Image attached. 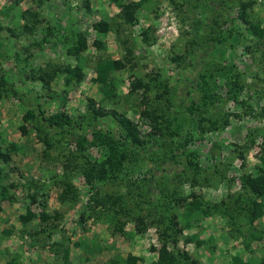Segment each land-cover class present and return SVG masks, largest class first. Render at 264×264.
<instances>
[{
	"label": "rangeland",
	"instance_id": "obj_1",
	"mask_svg": "<svg viewBox=\"0 0 264 264\" xmlns=\"http://www.w3.org/2000/svg\"><path fill=\"white\" fill-rule=\"evenodd\" d=\"M242 1L252 2L245 9L249 14L246 18L264 27V0H150L130 23L116 16L119 7L115 0H0V77L6 84L0 93V264L14 257L19 264H64L63 253L55 254L51 249L55 241L68 247L70 264H107L127 254L141 257L138 264L156 259L157 252L151 247H160L162 226L152 224L138 233L135 221L129 220L124 227L132 235H122L113 231L111 220L91 216L87 204L90 194L130 195L121 180L98 182L93 188L84 182L80 168L103 154L102 149L88 143L84 149L76 148L71 137L80 132L89 135L92 130H101L139 149L140 161L133 165L137 172L131 178L146 182L144 195L151 199L157 195V183L167 176L176 193H195L209 205L223 200L236 212L238 196L247 202L242 176L255 171L264 155V40L260 42L247 28L249 24L238 17ZM108 19L121 23L117 30H95V21ZM224 30L238 46L232 57L228 52L223 54L210 37L221 39ZM83 38L87 47L77 57L72 51ZM99 57L125 62L112 73L116 97L106 100L105 108L124 112L131 119L137 135L148 139L144 148L125 139L112 113L96 119L92 115L101 98L94 81V64ZM221 60L233 63L241 74L239 96L237 100L226 99L228 83L217 75L219 83L212 91L218 100L206 107L198 86L201 73L210 77L212 65ZM77 66L82 71L81 80L74 76ZM40 69L51 78L41 80L44 72ZM133 82L140 85L128 98ZM144 107L178 115L181 133H189L192 140L179 149L170 144L167 155H155L160 148L150 135H156L148 119L139 115ZM29 108L36 110L35 119L24 122L23 113ZM51 112L73 117V132L68 135L67 127L61 130L48 125L44 118ZM21 125H25V133ZM161 127L166 140L167 128L164 123ZM43 138L53 141L52 146ZM193 151L199 156L198 171L187 167ZM62 179L72 183L77 201L58 200ZM132 181L126 182L130 185ZM121 204L116 210L134 207L126 198ZM26 213L32 218L24 226L20 215ZM42 213H58V220L52 222L57 226L29 236L28 229L44 225ZM139 213L151 217L155 207L146 203ZM110 217L125 218L111 211ZM245 222L242 219L238 224L243 233L252 227ZM200 225L201 229L184 233L199 230L206 239L201 247L195 248L183 238L177 244L200 263L226 264L233 254H248L243 248L245 238L225 241L232 224L221 215H213ZM254 225L264 228V215ZM5 230L11 234L5 235ZM263 243L264 239L252 245L254 256L262 254Z\"/></svg>",
	"mask_w": 264,
	"mask_h": 264
},
{
	"label": "trees",
	"instance_id": "obj_2",
	"mask_svg": "<svg viewBox=\"0 0 264 264\" xmlns=\"http://www.w3.org/2000/svg\"><path fill=\"white\" fill-rule=\"evenodd\" d=\"M149 1L150 0H130L122 2L120 0H115L119 7V12L116 16L120 18L122 22L130 23L136 19L138 10ZM239 3L241 9L238 10V17L246 24L248 23L249 25L247 28L254 34V36L259 38L260 42H263L264 27H261L259 21L254 23L247 19L249 14L245 9L247 6H250L252 2L248 1V3H245L242 1ZM119 24L121 23H118L115 19L98 20L93 23V27L95 30L102 33L110 30H117L116 25ZM1 30L2 28L0 27V31ZM226 32L227 30H224V33L222 31L221 39H216V37L213 36L210 37L218 42L219 49L223 54L224 52H228V56L232 57L233 51H235L238 46L233 43L232 40L233 44L230 42V35L228 32L226 34ZM241 39H243L242 36ZM216 41L215 43H217ZM96 44H99V42ZM86 47V41L83 38L74 47L72 52L78 57ZM127 50H129L128 47ZM262 57L264 58V50L262 51ZM28 58L29 56L27 55L25 59L27 60ZM214 63L215 65L213 64L211 67L210 77L204 72L201 73L202 79L201 83L198 85L202 90L201 103L206 107L213 104L215 100H218L219 96L216 92L212 91L219 83V81L215 79V76L217 75L221 77L220 81L225 79L228 83L226 99L237 100L239 96L241 74L238 73L235 65L233 63H225V65L222 60ZM124 66L125 62L121 58L112 59L99 57L95 61L94 81L98 85V91L101 93V98L99 99L97 108H93L94 112L92 115L96 119L97 116L112 113L117 117L119 125L123 128L125 139L133 144L140 145V148H144L148 139L143 140L137 135L136 125L131 119L126 117L124 112L118 114L117 111L113 109L108 110L105 108V101L108 99L113 100L116 97L114 91L115 82L112 73L114 70L121 69ZM40 70L44 72L43 76H40L41 80L46 81V79L48 80L51 78L50 73L44 71L45 69ZM73 72L77 80L82 79V71L79 66L74 67ZM139 85L140 83H132L131 89L127 94L128 98L133 96V90L138 88ZM4 87H6V84L3 77H0V93L1 89ZM39 113L43 114V110L39 111ZM139 115L148 119L152 132L156 135L155 137L150 135V139L159 144L160 149L159 151L154 152L155 155H162V153L167 155V152L170 150L168 147L170 144H173L174 148L179 149L185 143L188 144L192 140V136L189 135V133H186L185 135L181 133V122L178 121V115H168L165 111L160 112L159 109L146 107L140 111ZM35 116L36 110L34 108H29L23 113L22 119L24 122H28L29 120L35 119ZM44 119L48 125L60 128L61 130L67 127L68 135L73 132V126L76 124V120L73 119V117H70L63 112H51ZM162 123L165 124V128H167L166 130L168 131L166 132V140L162 139L164 136L162 133L163 128L161 127ZM20 129L24 133L26 132L25 125H21ZM42 140L48 147L52 146L51 143H53V141L51 142L44 138ZM71 140L78 149H84V143L102 149L103 155L99 160L86 161L80 168L84 182L87 185H90V187L93 188L94 184H98V182L117 179L127 185V194L130 195L126 196L117 193L112 197V193H105L103 195H99V193L90 194L87 204L92 210V217L96 219L103 218L105 221L111 220V222L114 223L113 231L115 230L122 235H132V233L125 231L124 227L129 220L135 221V232L138 233H144L152 224L162 226V230L158 232L161 240L160 247L158 249L151 247V250H156L157 257L145 264H202L188 251L179 249L177 244L180 239L183 238L186 243H193L195 248L201 247L206 242V239L201 238L199 230H195L191 233H184V231H190L197 227L201 229L202 226L200 224L207 218L216 214L221 215L226 222L232 224L227 232V236H225L226 242L230 241L229 239L231 238L237 240L240 237L245 238L246 240L243 241V248L248 254H233L230 256V260L226 264H264V243L262 244V254L257 256H254V249L252 246L254 243L258 244L264 239L263 225H254V222L264 215V155L260 156L261 164L255 167V171L243 174L241 184L243 191L247 194V202L241 201L238 196L240 203H237L238 211L236 210L235 212L233 209L234 207L228 205L227 202L223 200L219 203L209 205L201 199V196H198L195 193H190V196L179 195L176 193V187L169 183V178L167 176L163 177L157 183V195L153 199L149 198V195L145 196L144 189L146 182H134L131 178V176L137 172L133 165L140 161L139 149H133L132 144H129L128 142L124 143L116 140L111 133H105L101 130H92L89 135H85L83 132H80L78 136L71 137ZM180 140L183 142L181 143ZM154 154L152 153L151 158H153ZM3 157L4 159H7L8 155L3 154ZM197 157L199 156L197 155ZM197 157L196 152H191L187 160V167L197 171L200 170L201 166ZM126 181H132L134 183L129 185ZM61 184L62 187L58 194V200L61 202L77 201L78 196L74 194L72 183L62 179ZM123 198L132 201L134 207L131 208V210L130 207L127 206H124V208L120 207V210H116V205H120ZM146 203L155 207V213L153 215L151 214V217L147 215H145V217L139 213L143 205ZM101 205L104 206L102 209L100 207ZM121 206L123 205L121 204ZM138 208L139 211L136 213ZM110 211L116 216L123 214L125 218L122 220L117 217L112 219V217H110ZM148 212L151 213L149 209ZM31 218L32 215H30V213L20 215L21 223L24 226H27ZM40 218L44 225L38 229H28L27 233L29 236H35L49 230L50 228L56 227L57 225L52 222H54L53 220H58L59 214L55 213L54 216H49L47 213H42ZM242 219L247 221L245 222L247 225L252 226L248 227L249 230L246 233H243L238 225ZM4 233L8 236L11 234V231L5 230ZM168 243L172 244L171 248L167 246ZM51 246V249L55 254L63 253L64 264H70L67 258L68 247H66L62 241H55L51 243ZM213 248H215L214 245L211 249ZM140 258L141 257L136 255L127 254L126 257L121 256L117 259H111L107 264H138ZM6 264L19 263L14 257L6 262Z\"/></svg>",
	"mask_w": 264,
	"mask_h": 264
}]
</instances>
